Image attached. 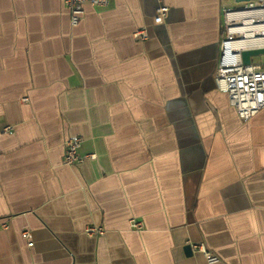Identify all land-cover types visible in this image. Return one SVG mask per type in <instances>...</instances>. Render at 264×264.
Here are the masks:
<instances>
[{"label":"crops","instance_id":"obj_1","mask_svg":"<svg viewBox=\"0 0 264 264\" xmlns=\"http://www.w3.org/2000/svg\"><path fill=\"white\" fill-rule=\"evenodd\" d=\"M227 6L109 0L72 25L62 0H0V264H264V109L242 121L215 85Z\"/></svg>","mask_w":264,"mask_h":264},{"label":"built area","instance_id":"obj_2","mask_svg":"<svg viewBox=\"0 0 264 264\" xmlns=\"http://www.w3.org/2000/svg\"><path fill=\"white\" fill-rule=\"evenodd\" d=\"M69 12L72 25L77 24L83 14L86 4L94 6L107 5L109 0H62ZM233 7L222 9V36L216 59L215 85L225 93L229 103L234 108L240 120L246 121L258 111L264 109V64L252 62L248 64L241 59V52L249 49L264 48V0H235ZM167 11L165 5L156 8L154 23H161ZM137 39L147 37L146 30L140 28L133 33ZM9 126L4 131L9 130ZM82 138L78 135L69 136L64 143L63 163L73 165L80 161L78 149ZM131 229L139 230L142 223L135 218L127 221ZM87 235L101 236L104 228L97 225H87L84 228ZM21 236L27 245L32 246L31 234L24 230ZM194 251H201L208 263L219 259L205 250L201 245H190Z\"/></svg>","mask_w":264,"mask_h":264},{"label":"water","instance_id":"obj_3","mask_svg":"<svg viewBox=\"0 0 264 264\" xmlns=\"http://www.w3.org/2000/svg\"><path fill=\"white\" fill-rule=\"evenodd\" d=\"M239 1V0H237ZM264 53V48H260V49H249V50H245V51H242L241 52V59H242V62L244 64H248L249 61H250V57L253 56V55H257V54H262ZM184 250L186 253H190L191 252V247L190 245H186L184 247Z\"/></svg>","mask_w":264,"mask_h":264},{"label":"rangeland","instance_id":"obj_4","mask_svg":"<svg viewBox=\"0 0 264 264\" xmlns=\"http://www.w3.org/2000/svg\"><path fill=\"white\" fill-rule=\"evenodd\" d=\"M226 4L228 5L227 7H233L237 5L235 0H226ZM251 61L264 64V53L251 56Z\"/></svg>","mask_w":264,"mask_h":264}]
</instances>
